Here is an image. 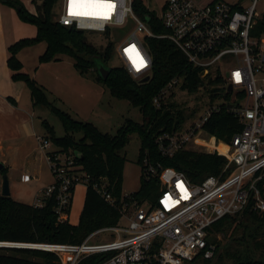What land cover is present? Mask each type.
Masks as SVG:
<instances>
[{
	"label": "built area",
	"instance_id": "built-area-1",
	"mask_svg": "<svg viewBox=\"0 0 264 264\" xmlns=\"http://www.w3.org/2000/svg\"><path fill=\"white\" fill-rule=\"evenodd\" d=\"M59 1L61 13L56 22L116 40L114 53L119 66L132 79H149L152 58L144 40L153 37L170 40L189 63L202 69V77L209 72L212 77H219L223 94L231 86V100L222 98L220 103L211 104L186 130L182 131L181 127L155 139L163 157H172L180 150H191L221 155L227 162L220 175H210L194 183L181 172L154 166L145 155L143 174L162 178L155 207L147 203L140 206L124 204L121 219L124 218L126 224L119 222L116 226L96 230L77 244L9 245L0 242V248L52 252L58 257L59 264H80L95 255L106 256L101 264H185L199 256L211 260L216 247L209 240L210 228L215 222L225 216H241L250 206L254 211H264V34L260 37L251 35L261 18L256 10L257 0L242 9L224 0H164L159 14L147 8L168 31L164 35L153 34L136 16L133 0H110L114 7L107 16L71 15L70 0ZM129 29L130 34L118 42ZM136 53L143 58V66H137ZM179 81H170L153 103L159 106L161 100L171 96L174 88L179 87ZM222 105H226L243 127L225 146L224 153L217 148L219 141L203 129L211 114L219 111ZM199 133L212 138L209 147L195 144ZM36 140L49 165L53 183L40 191L33 205L42 207L43 199L54 195V211L58 221L64 222L63 212L70 203L71 189L88 184L90 177L76 164L73 154L62 152L46 136L37 135ZM93 188L106 202L115 204L106 183H95ZM123 196L129 198V195ZM104 233H110L111 238L100 237Z\"/></svg>",
	"mask_w": 264,
	"mask_h": 264
},
{
	"label": "trees",
	"instance_id": "trees-1",
	"mask_svg": "<svg viewBox=\"0 0 264 264\" xmlns=\"http://www.w3.org/2000/svg\"><path fill=\"white\" fill-rule=\"evenodd\" d=\"M16 12L18 19L35 27L36 34L31 38H22L7 48V66L11 70L13 81L23 82L30 92L33 105L48 109L60 121L64 136L55 135L53 127L42 121V126L52 144L62 152L74 155L78 152L81 159L74 155L78 166L89 175L90 181L85 185V196L78 223L69 222L72 197L63 212L64 222L58 221L54 209L55 196L43 199L44 205L36 207L17 202L11 196L0 194V242L13 244H77L92 232L118 225L121 221V209L124 204L148 205L155 207L160 193L157 177L143 174L142 161L145 155L154 166L170 168L183 173L190 181L198 183L210 175H220L227 162L226 158L217 154H209L191 150H180L172 157H163L157 150L155 139L165 132L181 129L185 122L182 109L174 103L161 100L159 106L153 99L173 79H179V88L188 93L203 89L211 99V103L220 97L217 87L221 79L212 77L209 72L202 77V69L189 63L186 57L168 39L146 37L144 44L152 58L151 75L147 81H135L120 66L110 67L109 61L114 53V44L109 42L105 48L98 50L89 44L84 32L73 27L60 25L53 19L54 7L59 0H41L36 6V13H30L18 0H0ZM133 11L145 22L153 34L164 35L168 31L154 13L148 11L141 0H133ZM236 8L242 9L237 4ZM264 34V12L257 20L251 35L260 37ZM45 43L46 48L39 56V63L59 61L64 55L73 60V67L80 73L89 70L97 74V80L109 91L110 95L119 100L128 101L139 109L141 121L126 119L115 134L102 133L91 122L74 119L69 113L57 108L48 98L46 90L28 74L22 71L23 66L18 59L19 52L26 47ZM102 66L109 70L104 80L99 73ZM243 97V94L240 95ZM226 101L231 100L229 92L223 94ZM210 103V104H211ZM242 125L227 110L226 105L211 114L204 124V131L218 141L229 144L235 134L241 132ZM135 134L140 142L138 164L141 169L138 191L126 198L122 194L123 172L126 157L122 150L128 144L131 135ZM212 140V138H209ZM196 145L208 147L195 141ZM220 153L226 147L217 145ZM6 175V169L0 171ZM226 175V173H225ZM107 184L115 204L111 205L97 193L93 184ZM72 190V196L74 188ZM264 198V190L262 192ZM210 241L215 245V253L211 260L197 257L192 263L198 264H264V211H254L251 206L241 216H225L210 228ZM229 238L222 244L217 235ZM255 252H260L258 258ZM106 256L95 255L83 260L80 264H101ZM0 264H59L56 254L48 251L1 247Z\"/></svg>",
	"mask_w": 264,
	"mask_h": 264
},
{
	"label": "rangeland",
	"instance_id": "rangeland-1",
	"mask_svg": "<svg viewBox=\"0 0 264 264\" xmlns=\"http://www.w3.org/2000/svg\"><path fill=\"white\" fill-rule=\"evenodd\" d=\"M146 8L153 10L155 13L159 14L161 11V4L164 0H141ZM206 2L208 0H200ZM232 5H241L243 8H247L251 5L253 0H224ZM34 5H40L41 0H33ZM256 10L259 14L264 12V0H257ZM61 13L60 1L54 7L53 19L56 21ZM131 29L126 30L122 34V37L118 39V42L123 41L129 34ZM84 36L89 44H91L96 49L102 50L106 45L111 42L117 44L116 40H108L105 34H99L94 32H84ZM44 44V43H43ZM62 61H58L56 66H46L40 72V77L44 80H48L51 74H57L59 77L58 83H50L46 81L45 84L48 85L47 93L49 100L60 110L69 113L74 119L82 122H91L94 124L102 133L115 134L117 129L123 124L126 119H131L136 122L141 121V114L139 109L133 107L126 100H119L112 97L108 89L100 83L96 78L97 74L91 70L85 73H80L73 66L69 65L71 58L68 56H60ZM120 62L115 53H113L112 58L109 61L110 67H118ZM29 68V67H28ZM224 75V72H222ZM135 80V79H133ZM140 81V80H135ZM46 85V86H47ZM217 87L220 93V97L213 101V103H220L223 98L222 87L219 85H213ZM50 90V91H48ZM236 92L234 91L233 94ZM170 103H174L177 108L182 109L185 115V122L182 125V131L193 125L205 112L209 106H211V99L205 93L203 89L195 93H188L186 91L180 90L179 87L174 88L171 96L167 97ZM239 102V100H238ZM211 103V104H210ZM34 123L36 124L37 132L40 136H45L46 132L42 126V121H47L54 129L55 135L58 137L64 136L63 127L56 116H54L48 109L39 106L35 110ZM197 140L201 143H209L210 140L207 135L199 133L197 135ZM218 141V140H217ZM224 146L227 144L223 141H219ZM209 147V146H208ZM140 142L135 134L131 135L128 144L122 150V154L126 157V162L123 172V183H122V194L129 195L138 191L140 186V176L141 169L138 164V154H139ZM2 177V176H1ZM8 178V176H7ZM159 181L160 188L162 186L161 176L157 177ZM11 190L9 187L10 196L13 200L21 202L24 204H32L36 200L34 194L29 186L21 183L18 187V191ZM84 192L86 190L85 185H78L74 190V198L72 199L69 221L74 223L75 220L78 221L81 209L78 211L79 205V191ZM15 192V193H14ZM145 204V203H144ZM78 211V213H77ZM77 216V219H76ZM120 224H126L124 218L121 219ZM105 240H109L110 233L101 234ZM212 237H215L212 233ZM217 239L222 244L229 243L230 239L223 237V235H217ZM255 257L258 258L260 252H255ZM185 264H195L186 262ZM198 264H203L202 262Z\"/></svg>",
	"mask_w": 264,
	"mask_h": 264
},
{
	"label": "crops",
	"instance_id": "crops-1",
	"mask_svg": "<svg viewBox=\"0 0 264 264\" xmlns=\"http://www.w3.org/2000/svg\"><path fill=\"white\" fill-rule=\"evenodd\" d=\"M18 1L30 13H36L33 0ZM35 34L34 26L21 22L15 10L0 1V163L6 169L9 187L12 191H14V186L17 193L19 185L24 183L28 188L31 187L36 198L40 191L53 183V176L36 140V136L40 135L34 123L37 107L33 105L26 85L21 81L11 79L12 72L7 66V48L18 40L34 37ZM45 48V43L23 48L18 54V59L22 63V71L30 75L47 92L46 81L47 83L60 81L57 74H51L46 81L40 77L43 68L56 66L58 63V61L39 63V56L43 54ZM59 61H62V58H59ZM69 65L73 66V60L69 62ZM1 176L0 173V194ZM78 196L79 211L83 206L85 190L84 192L80 190ZM77 223L78 221L75 220L71 224L76 225Z\"/></svg>",
	"mask_w": 264,
	"mask_h": 264
},
{
	"label": "snow or ice",
	"instance_id": "snow-or-ice-1",
	"mask_svg": "<svg viewBox=\"0 0 264 264\" xmlns=\"http://www.w3.org/2000/svg\"><path fill=\"white\" fill-rule=\"evenodd\" d=\"M112 7L114 6L110 0H70L71 15L97 14L107 16ZM136 57L139 61L137 66H143V58L139 57L138 53H136ZM137 59H134V63H137Z\"/></svg>",
	"mask_w": 264,
	"mask_h": 264
},
{
	"label": "water",
	"instance_id": "water-1",
	"mask_svg": "<svg viewBox=\"0 0 264 264\" xmlns=\"http://www.w3.org/2000/svg\"><path fill=\"white\" fill-rule=\"evenodd\" d=\"M99 73L101 74L102 78L105 80L107 78V76L109 75V70L100 66L99 67ZM148 78L143 79L142 81H147ZM232 90L231 86H229L227 88V91L230 92ZM74 155L81 159V155L78 152H75ZM3 169V165L0 163V171ZM1 195L2 196H9L10 195V191H9V181L7 178V175H3L2 176V188H1Z\"/></svg>",
	"mask_w": 264,
	"mask_h": 264
},
{
	"label": "bare ground",
	"instance_id": "bare-ground-1",
	"mask_svg": "<svg viewBox=\"0 0 264 264\" xmlns=\"http://www.w3.org/2000/svg\"><path fill=\"white\" fill-rule=\"evenodd\" d=\"M6 244H9V245H11L12 243H7V242H6Z\"/></svg>",
	"mask_w": 264,
	"mask_h": 264
}]
</instances>
